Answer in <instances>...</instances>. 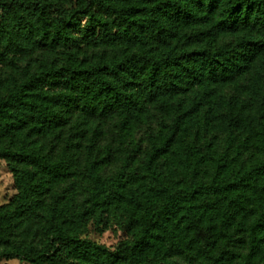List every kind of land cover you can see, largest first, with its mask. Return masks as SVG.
<instances>
[{
  "label": "trees",
  "instance_id": "16d2710c",
  "mask_svg": "<svg viewBox=\"0 0 264 264\" xmlns=\"http://www.w3.org/2000/svg\"><path fill=\"white\" fill-rule=\"evenodd\" d=\"M0 68V260L264 264V0H0Z\"/></svg>",
  "mask_w": 264,
  "mask_h": 264
},
{
  "label": "rangeland",
  "instance_id": "374dc122",
  "mask_svg": "<svg viewBox=\"0 0 264 264\" xmlns=\"http://www.w3.org/2000/svg\"><path fill=\"white\" fill-rule=\"evenodd\" d=\"M6 69L0 68V74H3ZM147 128L145 126L139 128L133 137L129 141L139 143L146 136ZM90 142H93V152L99 154L101 158L105 157V152L110 150L113 157L108 165L107 174H113L116 172L120 165H122L123 158L120 154L121 139L119 137V130L116 127V123H108L105 125L102 132L98 134H89ZM84 147L88 145L87 142H83ZM86 150L82 154H85ZM117 154V155H116ZM18 193L15 185L14 176L8 169L7 162L0 161V207L8 204L12 198ZM91 241L97 244L104 245L110 250H115L121 242L126 240L128 236L120 226L113 225L108 231L101 232L100 229L91 222L87 232L83 235ZM0 264H30L27 261L19 258L11 260H0ZM185 264V263H182Z\"/></svg>",
  "mask_w": 264,
  "mask_h": 264
}]
</instances>
